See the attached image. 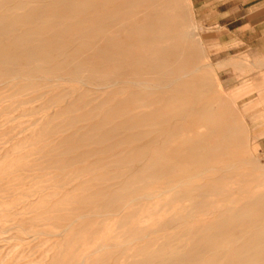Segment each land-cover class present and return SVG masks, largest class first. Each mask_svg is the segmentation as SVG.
<instances>
[{
	"label": "rangeland",
	"instance_id": "rangeland-1",
	"mask_svg": "<svg viewBox=\"0 0 264 264\" xmlns=\"http://www.w3.org/2000/svg\"><path fill=\"white\" fill-rule=\"evenodd\" d=\"M258 1L0 0V264L237 263L264 233Z\"/></svg>",
	"mask_w": 264,
	"mask_h": 264
},
{
	"label": "bare ground",
	"instance_id": "bare-ground-1",
	"mask_svg": "<svg viewBox=\"0 0 264 264\" xmlns=\"http://www.w3.org/2000/svg\"><path fill=\"white\" fill-rule=\"evenodd\" d=\"M21 1V0H20ZM102 1L103 0H93V4L95 5V7L96 8H98L99 6H101V4H102ZM147 1H153V0H147ZM126 4H128V6H130L129 5V2L128 3H126ZM150 4H154V3H150ZM127 6V5H126ZM1 7V6H0ZM15 8H20V7H22V3L20 2V3H16V5L14 6ZM116 8V7H115ZM64 9V8H63ZM122 9H124V8H122ZM67 10V9H66ZM43 11V5H42V7L40 6V7H37V8H30L29 10H27V11H25L24 13H21L20 15H18V16H16V17H14V19L12 20H10V22L12 21V26H13V24L15 23V24H20V23H32L33 21H35V19L37 18V16H40L41 15V12ZM48 11H50V10H48ZM64 11V10H63ZM45 12H47V11H45ZM51 12H52V10H51ZM65 12V11H64ZM49 13V12H48ZM66 13V12H65ZM126 13V12H125ZM136 13V12H135ZM50 14V13H49ZM48 14V15H49ZM111 14H112V12L111 11H96L94 14H93V19H94V23L96 24V26H95V28L96 29H102V28H105V27H108V25H110V20H111ZM47 15V16H48ZM53 14H51V16H52ZM58 15H61V14H58ZM57 15V16H58ZM69 15H70V13H69ZM139 15V14H138ZM54 16V15H53ZM65 16V15H64ZM71 17V16H70ZM132 18V17H131ZM85 21V20H84ZM83 22V21H82ZM86 22V21H85ZM91 22V21H90ZM59 23H60V21H59ZM149 23H151V25H154V23L153 22H149V21H142L141 23H139V25H137V26H133L132 28H131V31H136V30H139V29H144V28H146V27H148V25H149ZM11 24H8V25H11ZM23 24V25H24ZM75 24V23H74ZM40 25H41V23H40ZM52 25V24H51ZM54 25V24H53ZM73 25V24H72ZM75 25H77V23L75 24ZM16 26V25H15ZM67 26H68V24H67ZM66 26V28H68V27H70V26H68L67 27ZM18 27V26H17ZM43 27V26H42ZM42 27H39L38 29H37V31L36 32H33V31H31V30H24L23 32H22V34H21V37H22V41L24 40L25 42H28L29 41V39H32V40H34V41H36L37 42V44H36V46H35V49L36 48H38V47H41V46H51V47H53V45H55L56 43H57V38L58 37H62V36H64V34H66V33H64L65 31H67V30H58L57 29V31L58 32H54V34L53 35H50L49 36V38H47V39H41V37L39 36H37L38 34H39V32H42ZM45 27H46V25H45ZM53 27V26H52ZM72 27V26H71ZM7 28V27H6ZM5 28V29H6ZM9 28V27H8ZM44 28V27H43ZM75 28H76V26H75ZM65 29V28H64ZM70 29H72V28H70ZM74 29V28H73ZM148 29V28H147ZM14 30V29H13ZM84 30V29H83ZM45 33H46V31H44ZM67 34H68V31H67ZM66 34V35H67ZM91 34V33H90ZM89 34V35H90ZM36 35V36H35ZM82 37V36H81ZM75 38V37H74ZM62 39V38H61ZM63 39H65V38H63ZM62 39V40H63ZM124 39V38H123ZM122 39V40H123ZM129 39V43H130V41L132 40V42H136V40H138V42H139V38H137L136 39V37H134L133 35H131V37L130 38H128ZM128 39L127 40H125L124 41V43H122L123 41H120L121 39H119L118 40V42L120 43H122V45L123 44H127V43H125V42H128ZM131 39V40H130ZM72 40H73V38H72ZM23 41V42H24ZM74 42V41H73ZM62 43V42H61ZM66 43H67V41H66ZM72 43V42H71ZM71 43H69V44H71ZM120 43V44H121ZM128 43V44H129ZM133 43V44H134ZM137 43V42H136ZM115 44V43H114ZM57 45V44H56ZM114 46V45H113ZM60 47H61V45H60ZM115 47H119L118 45H115L114 46V49H118V48H115ZM125 47V46H124ZM127 47V46H126ZM53 48H55V47H53ZM121 49V48H120ZM124 49V48H123ZM110 50V49H109ZM106 51H108V49L106 50ZM39 52V51H38ZM114 52V51H113ZM117 52V51H116ZM63 53V52H62ZM18 54H19V52H18ZM115 54H117V53H115ZM14 56V55H13ZM121 56V55H120ZM20 58H22V57H20ZM24 58V57H23ZM54 58V57H53ZM27 59V58H26ZM55 59V58H54ZM111 59V58H110ZM113 59L114 58H112V61H113ZM11 60H13V59H11ZM41 60V59H40ZM53 60V59H52ZM5 61V60H4ZM3 61V62H4ZM15 61H16V59H15ZM22 61V60H21ZM29 61V60H28ZM12 62H14V61H12ZM24 62V61H23ZM26 62V61H25ZM9 63V62H8ZM18 64V63H17ZM19 65V64H18ZM55 66V65H54ZM199 68V67H198ZM191 74V73H190ZM181 75H183V76H187V74H180V75H178V76H176V77H174V79L176 80L178 77L180 78V76ZM22 76V75H21ZM23 77V76H22ZM66 78V77H65ZM70 79V78H69ZM53 80V79H52ZM56 80V79H55ZM61 80H62V76H61ZM71 81H72V79H70ZM69 81V80H68ZM116 82H118V81H116ZM116 82L114 81L113 83H115L116 84ZM4 83V82H3ZM50 83V82H49ZM56 83V82H55ZM98 83H100V82H98ZM172 83V82H171ZM130 84H132V83H130ZM143 83H142V81H140L137 85L139 86H141ZM159 84V83H158ZM157 84V85H158ZM110 84H107V87L109 86ZM116 85H119V84H116ZM126 85V84H125ZM167 86V85H166ZM165 86V87H166ZM143 87V86H142ZM158 87V86H157ZM161 87V86H160ZM163 87V86H162ZM168 87V86H167ZM103 88V87H102ZM101 88V89H102ZM146 88V87H145ZM150 89V88H149ZM153 89H155V88H153ZM115 90V89H114ZM172 96V95H171ZM106 98V97H105ZM104 98V99H105ZM109 99V98H108ZM107 99V100H108ZM128 100V99H127ZM133 101V100H132ZM136 101V100H135ZM106 102V101H105ZM104 102V103H105ZM124 102H125V100H124ZM127 102V101H126ZM125 102V103H126ZM130 102V101H129ZM169 103H170V101H169ZM129 105V104H128ZM96 106V105H95ZM135 106V105H134ZM93 107V106H92ZM121 108V107H120ZM123 108V107H122ZM138 108V107H137ZM158 110V109H157ZM116 112V111H115ZM115 112H113V113H115ZM151 114H152V112H151ZM136 115V114H135ZM143 115V114H142ZM145 115V114H144ZM83 116V115H82ZM119 116V115H118ZM132 116V115H131ZM152 116V115H151ZM156 116V115H155ZM170 116V115H169ZM153 117H154V115H153ZM111 118V117H110ZM132 118H133V116H132ZM152 118V117H151ZM155 118H157V117H155ZM83 119V118H82ZM135 119H136V116H135ZM139 119V118H138ZM145 119H146V117H145ZM148 119V118H147ZM154 119V118H153ZM153 119H151V120H153ZM149 120V119H148ZM138 121V120H137ZM144 120H142V122H143ZM150 121V120H149ZM161 121V120H160ZM121 122V121H120ZM133 122V121H132ZM141 122V123H142ZM157 122V121H156ZM165 122V121H164ZM104 123V122H103ZM131 123V122H130ZM138 123V122H137ZM140 123V124H141ZM151 123V122H150ZM122 124V123H121ZM143 125H144V123H142ZM141 124V125H142ZM139 125V124H138ZM142 125V126H143ZM131 126V125H130ZM129 126V127H130ZM130 128H132V127H130ZM134 128V127H133ZM125 129H126V127H125ZM90 130V129H89ZM88 130V131H89ZM154 130V129H153ZM152 130V131H153ZM124 132V131H123ZM151 132V131H150ZM82 135V134H81ZM80 135V136H81ZM129 135V134H128ZM127 136V135H126ZM125 136V137H126ZM162 136V135H161ZM161 136H160V138H161ZM83 137V136H82ZM151 138V137H150ZM130 139H131V137H130ZM158 139V138H157ZM155 141V140H154ZM153 141V142H154ZM150 142V141H149ZM156 142V141H155ZM156 144V143H155ZM145 145H147V144H145ZM150 145H152V144H150ZM149 146V145H148ZM146 147V146H145ZM141 149V148H140ZM142 150V149H141ZM141 150H140V152H141ZM150 150V149H149ZM183 157V156H182ZM139 166H140V164H139ZM233 167V166H232ZM206 169V168H205ZM208 171V170H207ZM203 172V171H202ZM183 180V179H182ZM187 184V183H186ZM172 189V188H171ZM167 190H161L160 191V194L161 193H163V192H166ZM160 194H158V196L160 195ZM140 197V196H139ZM142 198H148V195H143V197ZM240 207V206H239ZM217 216H219V215H217ZM238 223V222H237ZM248 223V222H247ZM210 224V223H209ZM238 225V224H237ZM243 226V225H242ZM244 227V226H243ZM217 231V230H216ZM239 232V231H238ZM207 234V233H206ZM217 234V233H216ZM221 234V233H220ZM253 236H249V237H247V238H245V239H243V242L240 244V248H237L236 250H234L233 251V254H232V256H230L229 258H227L226 260H235V261H237V263L236 264H247V259H251V256L249 255V256H245V257H241V256H239L238 255V253H239V250L241 249V251H243V250H245L246 249V246L248 245V244H250V243H252L253 245H254V251H264V233H260V234H256V235H254L253 233H251ZM200 235V234H199ZM250 235V234H249ZM208 237V236H207ZM201 239H205V236H197L196 237V240H195V243H193V247H197L198 246V242H199V240H201ZM165 243V242H164ZM212 243V242H211ZM210 243H208V245H209ZM192 245V244H191ZM207 245V244H206ZM201 246H204V245H201ZM202 248V247H201ZM192 249H194V248H192ZM204 249V248H203ZM239 249V250H238ZM202 250V249H201ZM191 254V253H190ZM183 255V254H182ZM199 255V254H198ZM189 257L190 256H192V255H188ZM193 257V256H192ZM256 258V256H252V259H255ZM196 259V258H195ZM239 262V263H238Z\"/></svg>",
	"mask_w": 264,
	"mask_h": 264
},
{
	"label": "crops",
	"instance_id": "crops-1",
	"mask_svg": "<svg viewBox=\"0 0 264 264\" xmlns=\"http://www.w3.org/2000/svg\"><path fill=\"white\" fill-rule=\"evenodd\" d=\"M255 13L258 17L257 21L253 24L246 23L245 26H249L252 29H258V31H260L262 37L264 38V0L258 1L255 7Z\"/></svg>",
	"mask_w": 264,
	"mask_h": 264
}]
</instances>
